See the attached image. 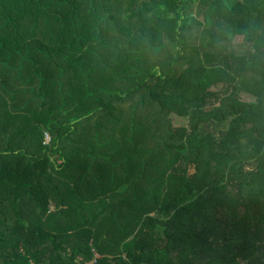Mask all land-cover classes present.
Returning <instances> with one entry per match:
<instances>
[{
    "label": "trees",
    "instance_id": "obj_1",
    "mask_svg": "<svg viewBox=\"0 0 264 264\" xmlns=\"http://www.w3.org/2000/svg\"><path fill=\"white\" fill-rule=\"evenodd\" d=\"M0 264H264V0H0Z\"/></svg>",
    "mask_w": 264,
    "mask_h": 264
},
{
    "label": "rangeland",
    "instance_id": "obj_2",
    "mask_svg": "<svg viewBox=\"0 0 264 264\" xmlns=\"http://www.w3.org/2000/svg\"><path fill=\"white\" fill-rule=\"evenodd\" d=\"M240 41H241V38L240 37H235L234 42L237 43L236 44L237 47H240L241 46V44L238 45V42H240ZM212 91H214V89H212ZM214 94L216 95V91L214 92ZM217 97L220 98L221 97V94H218ZM237 97L240 98L241 100H244V101H250V102H253L254 101V99L252 97H250L249 95L244 94V93L238 94ZM215 98L216 97L211 98L209 101L210 102H214V101L216 102ZM172 117H173V121H174V123H175V125L177 127H183V126L186 125V121L182 117H179L177 115H173ZM47 140L48 141L50 140V136L48 137ZM214 239H217V237H215Z\"/></svg>",
    "mask_w": 264,
    "mask_h": 264
},
{
    "label": "built area",
    "instance_id": "obj_3",
    "mask_svg": "<svg viewBox=\"0 0 264 264\" xmlns=\"http://www.w3.org/2000/svg\"><path fill=\"white\" fill-rule=\"evenodd\" d=\"M48 137H49V136L47 135L46 138L48 139Z\"/></svg>",
    "mask_w": 264,
    "mask_h": 264
}]
</instances>
